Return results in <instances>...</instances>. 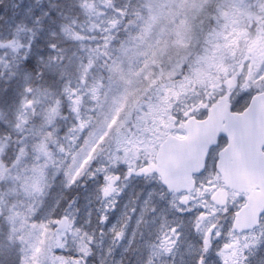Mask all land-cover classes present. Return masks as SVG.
I'll return each mask as SVG.
<instances>
[{"label":"snow or ice","instance_id":"6c2138e0","mask_svg":"<svg viewBox=\"0 0 264 264\" xmlns=\"http://www.w3.org/2000/svg\"><path fill=\"white\" fill-rule=\"evenodd\" d=\"M0 264H264V0H0Z\"/></svg>","mask_w":264,"mask_h":264},{"label":"water","instance_id":"95a60500","mask_svg":"<svg viewBox=\"0 0 264 264\" xmlns=\"http://www.w3.org/2000/svg\"><path fill=\"white\" fill-rule=\"evenodd\" d=\"M255 131V130H254Z\"/></svg>","mask_w":264,"mask_h":264}]
</instances>
